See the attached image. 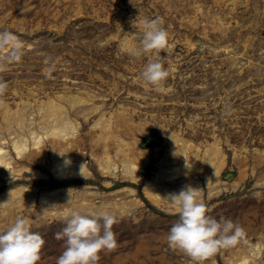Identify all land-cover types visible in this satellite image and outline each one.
<instances>
[{"label":"rangeland","instance_id":"obj_1","mask_svg":"<svg viewBox=\"0 0 264 264\" xmlns=\"http://www.w3.org/2000/svg\"><path fill=\"white\" fill-rule=\"evenodd\" d=\"M156 17L163 18L168 32L164 50L138 57L120 48L119 40L127 36L136 40L138 49L143 33L140 22ZM5 31L16 37L22 55L9 61L12 45L0 48V80L7 85L0 101L15 107L21 101L14 92L18 88L25 95L34 91L39 100L64 92L93 94L108 114L126 106L135 109L132 121L146 122L151 128L138 143L150 159L141 174L145 182L154 177L156 163L167 155L171 132L183 130L185 138L204 145L218 137L227 156L220 188L227 184L229 190L209 197L201 177L202 202L208 215L233 220L244 234L234 246L219 249L204 262L229 264L250 241L264 237V159L257 165L258 156L264 155V0H0V32ZM187 40L201 43L203 49H189ZM215 45H230L231 52L222 51L223 47L215 52ZM230 56L241 63L228 67L223 60ZM154 57L168 72L158 88L141 76ZM94 119H78L80 139L87 138ZM84 150L93 179L59 182L45 167L27 165L48 179L16 184L37 188L33 194L37 198L55 189L68 194L69 188H86L108 196L132 187L138 200L132 212L102 211L118 220L112 229L117 243L113 250L100 252L97 264H195L167 245L178 212L157 208L141 185L103 176L87 142ZM106 181L112 183L110 188ZM6 184L0 190L15 185ZM94 202L101 205L100 199ZM1 215L7 214L0 208V231H5L12 223ZM60 217L31 216V230L45 241L38 264H56L65 249L64 240L56 239L65 226L66 217ZM261 255L264 263V252Z\"/></svg>","mask_w":264,"mask_h":264},{"label":"bare ground","instance_id":"obj_2","mask_svg":"<svg viewBox=\"0 0 264 264\" xmlns=\"http://www.w3.org/2000/svg\"><path fill=\"white\" fill-rule=\"evenodd\" d=\"M115 35L117 38L118 35ZM186 44L197 52L203 49L201 43L195 41L187 40ZM136 45V40L127 36L119 40L120 48L130 53L136 52ZM229 46L215 45L213 51L218 52L217 49L223 47L222 51L230 53ZM223 63L232 68L241 62L237 57L230 56ZM202 89V93L207 92L203 85ZM14 92L21 96L20 103L15 107L0 101V187L6 183L15 184L0 190V203H3L0 208L7 214L1 215V218L4 217L5 221L13 223L18 216L29 222L32 221L31 216L36 219L57 215L68 217L73 211L81 214H99L103 210L118 214L132 212L138 200L136 190L128 186L108 196H101L86 188H69L66 191L68 194H62L63 189H55L45 191L37 198L33 195L37 188L16 184L48 179L40 170L27 165L45 167L49 176L59 182L93 179L84 155L86 142L91 148L90 157L96 161L98 171L103 176L141 185L144 195L162 211L178 212L164 197L170 192H178L185 185L199 188L197 198L202 202L201 177L209 188V197L229 190L227 184L220 188L219 178L227 165V156L218 137L213 136V142L204 145L185 138L183 130L171 132L167 137V155L156 163L154 177L145 182L141 174L145 172L150 159L138 147V143L139 137L151 128L146 122L132 121L135 109L126 106L108 114L104 112L103 105L97 104L99 96L86 93L49 94L39 100L32 90L26 95L18 88ZM23 95L26 96L25 100ZM92 118L95 119L90 125L87 140L80 139L81 125L78 119L89 121ZM166 131L163 134L166 135ZM58 152L66 153L65 157ZM66 158L71 161L70 164L65 162ZM263 159L264 155L258 156L257 165H261ZM104 184L109 188L112 186L109 181ZM262 184L257 183L258 186ZM128 196L131 199H126ZM96 199H100V206L95 204ZM65 206L71 208L65 209ZM263 242L264 237L254 243L250 241L229 264H264L260 262L264 252Z\"/></svg>","mask_w":264,"mask_h":264},{"label":"clouds","instance_id":"obj_3","mask_svg":"<svg viewBox=\"0 0 264 264\" xmlns=\"http://www.w3.org/2000/svg\"><path fill=\"white\" fill-rule=\"evenodd\" d=\"M140 23L143 33L135 55L139 57L164 50L168 32L163 27V18H145ZM15 41L12 33L0 32V48L12 45L6 57L9 61L18 60L22 55ZM141 76L145 82L158 88L168 72L154 57L147 61ZM6 87V83L0 80V93ZM58 153L65 157L66 153ZM65 162L71 163L67 158ZM198 190L185 185L178 192H170L164 197L176 207L179 217L169 229L167 245L187 254L195 264H203L219 249L234 246L244 234V229L231 219L221 217L217 220L208 215L206 205L197 198ZM116 223L117 218L107 212L93 215L71 212L64 220L65 226L56 233V239L65 242V249L56 264H97L100 252L116 247V236L112 230ZM44 243L40 233L31 230L29 221L18 216L5 231H0V264H38Z\"/></svg>","mask_w":264,"mask_h":264}]
</instances>
